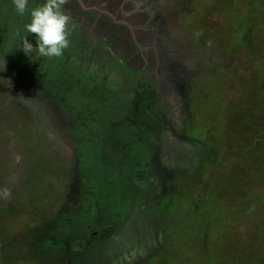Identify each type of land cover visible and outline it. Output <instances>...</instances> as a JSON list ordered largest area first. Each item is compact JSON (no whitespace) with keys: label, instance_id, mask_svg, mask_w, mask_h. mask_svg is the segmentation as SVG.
Wrapping results in <instances>:
<instances>
[{"label":"rangeland","instance_id":"rangeland-1","mask_svg":"<svg viewBox=\"0 0 264 264\" xmlns=\"http://www.w3.org/2000/svg\"><path fill=\"white\" fill-rule=\"evenodd\" d=\"M68 1L62 7L74 6L75 11L69 13L64 8L63 11L69 14V24L78 26L79 34L78 41L70 38L80 46L73 55L84 59L77 66L91 61L103 65L92 63L93 76L88 72L91 84L101 81L106 90L104 94L112 95L131 109L136 90L143 88L146 101L156 105L163 115L161 132L153 127L150 134L155 132L156 138L147 135L144 140L148 144L149 166L144 170L148 182L142 180L138 186L149 184L148 193L143 196L139 191L135 197L136 189L132 186L124 192L126 200L133 204L141 195L142 200L137 201L145 202V209L138 212L141 220L112 235L111 251L105 252L102 264H135L138 260L140 264H264V213L256 201L264 202V180L261 179L264 177V130L262 125L258 130L255 126L258 120L250 118L251 112L264 102V0ZM38 3L40 0L26 8ZM92 8L101 12L99 18L85 13ZM153 11L159 21L147 24ZM22 21L28 22L27 10L24 16H17L12 2L0 0V35L3 36L0 42L7 44L12 40L10 34L17 32L14 26L23 28ZM122 25H128V29ZM146 27L148 32L144 33ZM129 29L140 35L142 41H136L137 49L126 33ZM18 35L26 36L35 46L33 34L19 28ZM166 42L168 52L163 51ZM159 44L163 55L175 63L169 71L162 56L154 55L152 48L156 49ZM18 55L25 57L19 50ZM7 60L0 56V62ZM10 65L3 64L0 71V204L8 208L5 212L9 227L13 230L15 225L21 227L13 239L15 244L24 242L23 238L33 227L31 224L36 222L38 247L44 240L46 225L58 215L56 204L61 212L67 202L73 201L77 191L71 185V161L63 163L66 156L62 154V163L50 162L54 153L62 152L66 146L60 135L66 120L55 98L60 96L48 92L45 84ZM118 65L122 67L118 69ZM88 91L75 99H71L72 93L64 94L71 111L74 102L82 101L84 95L91 97ZM113 97L109 106L117 102ZM101 115L94 113L89 117ZM115 121L114 115L105 113L98 123L101 126H96L93 132L96 130L98 135L99 128H104L117 137L121 130ZM105 123L109 124L105 126ZM186 129L187 141L173 140ZM167 143L171 145L168 149ZM115 153L120 156L122 150ZM24 160L29 165L37 161L35 190H30V176L27 184L22 179L21 173L32 169ZM117 168L118 165L112 167L114 172ZM125 170L126 167L118 168L122 173ZM47 171L54 176L48 177ZM4 190L7 196L3 195ZM30 192L35 193L33 198L37 204L53 213L46 214L31 206L25 199ZM94 192L93 189L87 193L94 196ZM47 195L53 196L52 203L45 199ZM241 199L245 201L243 204ZM253 199L255 203H251ZM113 200L112 192L111 205L107 206L112 209L107 215L116 220L118 215H123L124 206ZM232 205L237 207L236 216L226 209ZM13 209H19L18 215L26 220L24 225L20 223L23 220L18 219L19 222L12 214ZM99 212L94 205L93 223L96 219V224L108 220ZM83 217L76 219L81 230L88 223ZM67 228H63L67 229L66 233L71 227ZM0 264H3L1 257Z\"/></svg>","mask_w":264,"mask_h":264},{"label":"flooded vegetation","instance_id":"flooded-vegetation-1","mask_svg":"<svg viewBox=\"0 0 264 264\" xmlns=\"http://www.w3.org/2000/svg\"><path fill=\"white\" fill-rule=\"evenodd\" d=\"M7 1L11 2L10 0ZM29 1H31V3L29 2L27 5L31 7L34 5L36 0ZM63 8L69 13L75 11L74 6L71 7L65 5L62 7V11ZM93 11L96 13H93ZM80 12H82L81 8ZM85 13L98 16L101 12H97L96 9L92 8V10H86ZM67 15L69 16V14ZM105 16L104 17L106 19H109L107 15ZM81 18L82 16H80L78 20ZM155 21H159V17L157 16L156 12L153 11L151 13L150 21L148 20L146 22L148 24ZM22 23L25 24V22ZM16 27L21 28L20 26L15 25L14 28L16 29ZM68 27L69 29H74V32L68 31V47L62 51V54L59 57L48 58L37 57L35 53H30L27 55V57L30 58L29 70L27 71L24 69L25 72L23 73L25 76L45 84L48 88V92H52L55 95L58 93L60 96L59 98H55L60 103V109H62L61 112H63L66 120V127L62 133H60L61 138L64 140L66 146L62 152L56 151L50 162L54 160L61 161L59 163H62L64 160L62 159V154L66 156V159L63 161V163L67 160L71 161V185H73L77 193H75V197L73 201L70 202V204L67 202L66 208H61V212L59 211L58 205L56 204L57 209L55 213L58 215L55 216L56 218L54 219V222L49 221L46 225L44 240L38 243V247L35 245L39 235V226L36 224V222L34 225L31 224L33 227L30 228L29 234L23 238L24 242L18 246L15 244L16 242L13 239L16 237V231L21 230V227L15 225L14 230L9 227L7 222L8 214L5 212L8 208H6L3 204H0V257L3 261V264H23L22 262H25L24 264H43L44 261H46V264H102L103 260L106 258H104L105 252L108 250L111 251V241L114 238L112 235L120 234V230L123 227L128 229V225L133 226L132 223L137 225L139 223V219L141 220L138 212L142 213L141 210L143 211V209H145V202H138L142 200V193L144 194L143 196L148 193L149 187L147 186L149 184L142 187L138 186V182L142 180L146 182L148 181L145 174H143L141 179H137L135 177L137 171H134V168L140 169L142 167L143 173L144 170L148 168V144L144 141L145 136L150 135V138H156L154 136L155 132L152 134L150 133L153 127L158 132H161L160 122L163 119V115L156 109V105L149 104L148 101H146L143 88L136 90V99L131 109L130 106H127V104L123 103L121 100H119V102L112 95L104 94L103 90L105 89L102 87L101 81L95 80V82L91 84V80L88 79V72L91 74L90 68L92 67V63L98 66L103 65L100 63H94V61H87V64L86 62L81 64L83 68H81V65L77 66L78 62H82L84 59L81 56L73 55L75 49L80 48V46L77 42L71 41L70 38L73 37V39L78 41V26H75L74 23L73 25L69 24ZM121 27L128 29V25H122ZM16 30V33H18V29ZM133 32L130 29L126 31L133 48L137 49L136 41L141 42L142 40L140 41L141 38L139 34H134L135 32ZM146 32H148L147 27L145 28L144 33ZM18 36L16 39L8 41L7 44L0 42V56L3 59H8L7 61L9 63L10 60L13 59V65L16 61L22 58L18 55L17 50L19 45ZM71 44L72 46H70ZM163 46V51L168 52L167 42ZM152 49L155 57L157 53L159 57L162 56L161 59L166 63L168 71L169 69L173 68V66H175V63L171 58L163 55L160 44L156 49ZM92 55L95 56V52H92ZM27 57H23V59ZM8 62H0V64L3 65ZM10 66H12V63ZM121 67L122 66H119L118 69ZM81 75H83V80L81 79ZM48 76H53V78L47 79ZM66 88H68L67 92L73 94L71 99L78 98L80 93L82 95V93L86 92L88 89V94L91 97L89 98L84 95L82 101L79 102L78 100V102L73 103L75 106H73V110L71 111L68 107V98L64 95L67 93ZM179 94L184 96V94L181 92ZM112 97L117 102L116 104L114 103L109 106ZM84 112L89 114H84ZM94 113H96V115L101 113L102 115L105 113H111L114 115L116 120L115 122H117L118 126L120 125L119 130H121V132L119 133L121 135L113 137L110 133L111 130L108 131V129L104 128H99L98 135L96 134V130L94 133L93 129L96 126H99L98 123L102 116H96V118L93 119L89 117V115H94ZM154 123H156L157 126ZM107 124L109 123H105V126H107ZM147 131H149V133ZM186 131L188 132L187 129L182 130L180 137L173 138V140L177 141V143H180L181 140L187 141L185 138L187 136ZM154 144L155 143H153V145ZM170 146L171 145L169 143L166 144L167 149ZM119 150H122V154H120V156L118 153H115ZM183 156L184 154H182L180 157L182 158ZM24 161H27L28 167L32 169H30V172L20 171L22 172V179L26 180L25 184H27L29 181H27L28 176H30V181H32V188L30 190H35L33 185L35 184L34 181H36L34 173L37 172V161L32 162L31 165H29L28 160ZM44 162L45 160L42 162L43 165L46 164ZM34 165L36 167H34ZM115 165H118V168L126 167V170L122 173L119 172L117 168V171L114 172L112 167ZM128 167L135 172L134 175L132 174V171L131 173H129L130 170L128 172ZM34 169L36 171L33 172ZM42 169L44 171V167H42ZM79 169H81L82 172L79 173ZM106 172L109 173V175H106ZM47 176L51 178L54 175L53 173L49 172ZM167 178L168 177L165 179ZM87 186H91L92 188L88 189ZM129 186H132V188L136 189V192L134 193L135 197L137 196L136 193L141 191L139 199L137 198L138 202L136 201L135 204L129 203V200H126V197L124 196V192H127L125 188ZM93 189L95 191L94 196L87 193L91 190L93 191ZM40 192L44 193V190ZM112 192L114 193L113 203L121 202L124 206V208H122L123 215H118L119 217L116 218V220L113 219L112 215L110 218L109 215H107L110 214V210L112 209L107 207L108 205H111ZM30 194L31 195H29V197L25 196V199L28 203H30L31 206L33 204L34 207L36 206V209L40 208L46 214L53 213H48V211L45 210L43 206L37 204V201H34L35 198L33 197L35 196V193L30 192ZM54 194L55 193H53V195ZM44 197L46 200L50 199V203L54 201L53 196L49 197L47 195ZM118 197L122 200L117 199ZM94 200H97V204H95ZM143 200L145 201L144 197ZM98 201H100L102 204L98 205ZM81 203H84L83 207L81 206ZM125 204L129 205V208H127ZM94 205H96V207H98L101 211L99 212L101 216L108 220H105L100 224H96V219L94 220V223H86L85 230H81L79 228L72 230L75 227L68 223L71 221V218L73 216H77L78 219L81 213L82 216H85V214L89 213V209L93 208ZM134 210H137V213ZM18 213H20L19 209H13L12 214L15 215L17 220H23L22 222L19 220L18 221L24 225V221L26 220L24 218H20V214L18 215ZM136 214L138 215L135 216ZM58 218L61 219L60 222L57 221ZM67 227H71L68 233H66V230L68 229ZM63 236L72 237L71 244H69L66 240L64 241L63 239H60V237ZM125 237L126 234L124 238ZM124 240H126V238ZM118 241L123 242L122 239H118ZM115 242H117V239H115ZM118 245L121 246L120 244ZM61 249H63V251H61ZM135 264H140V260L136 261Z\"/></svg>","mask_w":264,"mask_h":264},{"label":"clouds","instance_id":"clouds-1","mask_svg":"<svg viewBox=\"0 0 264 264\" xmlns=\"http://www.w3.org/2000/svg\"><path fill=\"white\" fill-rule=\"evenodd\" d=\"M28 2L29 0H12V7L20 17L24 16L27 10L28 22L23 28L26 33L33 34L35 46L25 39L26 36H21L17 50L25 57L33 52L37 57H59L69 43L67 39L69 17L62 11L65 0H40V3L30 9L26 8L29 7ZM10 36L16 39L18 33L13 32ZM2 70L3 65L0 66V71ZM3 195H8L7 190L3 191Z\"/></svg>","mask_w":264,"mask_h":264},{"label":"trees","instance_id":"trees-1","mask_svg":"<svg viewBox=\"0 0 264 264\" xmlns=\"http://www.w3.org/2000/svg\"><path fill=\"white\" fill-rule=\"evenodd\" d=\"M11 2H12V0H10ZM8 9H10V7L8 6ZM6 12V11H5ZM4 12V13H5ZM23 22V21H22ZM25 22V21H24ZM17 29H19V28H17ZM20 29H24V28H20ZM67 31H72V32H74V29H69V27L67 28ZM71 32V33H72ZM0 38L2 39L3 38V36L2 35H0ZM18 45V44H17ZM16 45V46H17ZM18 47H19V45H18ZM10 63H12V66H13V68L16 70V71H19L21 74H23V72H25V70H29V63H30V58L29 57H27V58H25V59H23V57L22 58H20V60H18V61H16L15 62V64L13 65V59H11L10 60ZM25 69V70H24ZM60 82V81H59ZM111 97V96H110ZM262 117H264V102H262V103H259L258 104V107L257 108H255V111H252L251 112V115H250V118H251V120H255V122L257 121V123L255 124V126H257L258 127V130H259V126L260 125H262V127H263V129L262 130H264V119H262L261 120V118ZM245 119V118H244ZM247 119V118H246ZM245 119V120H246ZM261 122V123H260ZM259 133V132H258ZM211 148H213V147H211ZM210 148V149H211ZM209 148H208V150H210ZM211 151L214 153V148L213 149H211ZM131 171H132V169L130 170V172L129 173H131ZM134 171H137V173H136V178L137 179H141L142 178V176H143V170L140 168V169H135L134 168ZM263 176H264V171H263ZM261 179H263L264 180V177H262ZM252 187H254V185H252ZM253 191H254V193H255V190L253 189ZM243 199H241V201H242ZM256 201H259V203L261 204L260 206V208H261V211H262V213H264V202L262 201V200H259V199H257ZM245 201H242V202H240V203H244ZM119 203V205H121L122 206V203H120V202H118ZM251 203H255V199H253V201L251 202ZM92 209L93 208H91V209H89V216H87V214H85V216H84V218L83 219H85V220H87L88 222H92L91 220H92ZM227 210H228V212L230 213V215H233V216H236L237 215V207H236V205H232V207H230L229 206V208H226ZM107 210H110V209H107ZM247 209L245 208L244 209V213H245V211H246ZM74 215V214H73ZM82 217V213H81V215H80V217L79 218H81ZM76 219H77V216H73L72 218H71V221H69L68 223L70 224V225H72V226H74L75 228L74 229H72V230H75V229H77V228H79V224L80 223H76ZM86 225V224H85ZM71 238L72 237H68V236H63V237H60V239H63L64 241L66 240L69 244H71V242H72V240H71ZM58 241V240H57ZM64 249V248H63ZM63 249H61V251H63Z\"/></svg>","mask_w":264,"mask_h":264}]
</instances>
